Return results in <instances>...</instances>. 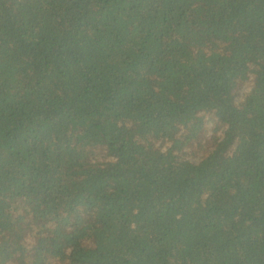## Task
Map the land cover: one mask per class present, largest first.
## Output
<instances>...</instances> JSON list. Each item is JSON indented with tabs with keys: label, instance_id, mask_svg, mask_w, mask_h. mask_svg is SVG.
Masks as SVG:
<instances>
[{
	"label": "trees",
	"instance_id": "16d2710c",
	"mask_svg": "<svg viewBox=\"0 0 264 264\" xmlns=\"http://www.w3.org/2000/svg\"><path fill=\"white\" fill-rule=\"evenodd\" d=\"M55 262L264 264V0H0V264Z\"/></svg>",
	"mask_w": 264,
	"mask_h": 264
},
{
	"label": "rangeland",
	"instance_id": "374dc122",
	"mask_svg": "<svg viewBox=\"0 0 264 264\" xmlns=\"http://www.w3.org/2000/svg\"><path fill=\"white\" fill-rule=\"evenodd\" d=\"M209 131H208V135L209 136H211V134H212V132H213V129H212V127L209 125ZM205 146H208V144L206 143V140L204 141V144H202L200 147H199V149H202L203 150V152H204V149H205ZM201 150V151H202ZM201 151L199 150L198 151V153L197 154H195L194 156H193V159L196 161V162H198V161H200V159H201V157H202V155H201ZM54 264H59L58 262H55Z\"/></svg>",
	"mask_w": 264,
	"mask_h": 264
}]
</instances>
